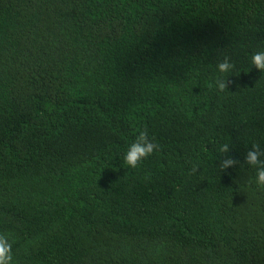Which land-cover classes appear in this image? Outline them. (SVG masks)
Masks as SVG:
<instances>
[{"label": "trees", "instance_id": "obj_1", "mask_svg": "<svg viewBox=\"0 0 264 264\" xmlns=\"http://www.w3.org/2000/svg\"><path fill=\"white\" fill-rule=\"evenodd\" d=\"M258 51L264 0H0L13 264H264ZM142 130L160 150L133 169ZM225 143L239 163L221 170Z\"/></svg>", "mask_w": 264, "mask_h": 264}, {"label": "clouds", "instance_id": "obj_2", "mask_svg": "<svg viewBox=\"0 0 264 264\" xmlns=\"http://www.w3.org/2000/svg\"><path fill=\"white\" fill-rule=\"evenodd\" d=\"M250 62L255 68L264 73V51L254 53ZM220 73L231 72L235 64L229 57H225L217 65ZM217 89L221 92L228 89V79L217 77L215 81ZM160 150V145L154 143L149 139L147 130H142L136 136L135 140L129 145L127 151L124 153V163L131 168L139 167L140 163L148 156L152 155L155 151ZM230 144L225 143L218 147L217 151L220 154L219 168L226 170L229 167H235L239 161L227 155L230 152ZM245 163L256 170V184L264 188V149L261 148L259 143H253L252 147L245 154ZM198 165H193L192 172L196 173ZM0 264H13L12 243L10 242L9 235L0 233Z\"/></svg>", "mask_w": 264, "mask_h": 264}]
</instances>
